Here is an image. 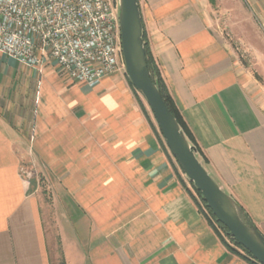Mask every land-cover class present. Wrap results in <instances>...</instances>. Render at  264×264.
<instances>
[{
	"label": "crops",
	"instance_id": "obj_1",
	"mask_svg": "<svg viewBox=\"0 0 264 264\" xmlns=\"http://www.w3.org/2000/svg\"><path fill=\"white\" fill-rule=\"evenodd\" d=\"M137 4L206 170L264 236V0ZM42 168L65 264H254L199 213L125 77L72 83L0 54V264H51Z\"/></svg>",
	"mask_w": 264,
	"mask_h": 264
},
{
	"label": "built area",
	"instance_id": "obj_2",
	"mask_svg": "<svg viewBox=\"0 0 264 264\" xmlns=\"http://www.w3.org/2000/svg\"><path fill=\"white\" fill-rule=\"evenodd\" d=\"M0 54L89 86L125 73L116 0H0Z\"/></svg>",
	"mask_w": 264,
	"mask_h": 264
},
{
	"label": "water",
	"instance_id": "obj_3",
	"mask_svg": "<svg viewBox=\"0 0 264 264\" xmlns=\"http://www.w3.org/2000/svg\"><path fill=\"white\" fill-rule=\"evenodd\" d=\"M125 73L143 96L170 154L200 194L216 222L257 264H264V236L236 201L208 173L152 81L146 62L143 27L137 0H116Z\"/></svg>",
	"mask_w": 264,
	"mask_h": 264
},
{
	"label": "rangeland",
	"instance_id": "obj_4",
	"mask_svg": "<svg viewBox=\"0 0 264 264\" xmlns=\"http://www.w3.org/2000/svg\"><path fill=\"white\" fill-rule=\"evenodd\" d=\"M238 56L240 58L241 63L243 65H245L248 68V70H250L252 73H254V76L257 77V75L254 72V68H253L254 67L253 66L254 55L249 54V53H245V52H239ZM119 74H121L122 77H125L127 79L126 73L120 72ZM261 86H263V88H264V85H261ZM134 93L136 95L137 100L143 105L144 111H147V113L149 114L150 122L153 125V127H155V129L157 130V132L159 134V137L161 139V143L163 144V147H164L167 155L169 156V158L171 160L173 171L175 173L177 180L180 182V184H181L182 188L185 190V192L189 195V197L191 198V200L193 201V203L195 204V206L199 210V213L205 218V220L207 221V223L209 224V226L211 227L213 232L217 235L219 240L223 243V245H225L227 248H231V249L235 250V252H238L242 255H245L244 252L234 244L235 241L231 237H229L222 230V228L217 224V222H215V220H212L210 218V216L207 214V212L205 211V208L203 207V204L201 202V197L199 198V196H198V192L195 190L192 183H190L188 181V179L185 177L183 172L180 170L176 161L174 160V158L170 154L167 146L165 145V142H164V140H163V138H162V136L158 130V127H157L156 122L153 118V115H152L148 105L146 104L143 96L141 94H139L135 89H134ZM263 93H264V91H263ZM25 159L26 160H25V163L23 166V175L26 177H31L32 176L31 175L32 166L29 165V161H28L29 156L28 155L25 156ZM41 170L43 171V173L41 174L40 172H38V174H36V175H37V179L39 180V194L41 197L42 215H43V221L45 224V230H46V235H47L49 254H50V258H51V264H59V260L61 258V247H60V237H59V223H60V218H61V213L59 211L60 210L59 209L60 204L59 203L56 204L57 199H53L51 197L50 191H49L47 183L45 181L46 179L44 176V174H45L44 168H42ZM53 201H54V208H53Z\"/></svg>",
	"mask_w": 264,
	"mask_h": 264
},
{
	"label": "trees",
	"instance_id": "obj_5",
	"mask_svg": "<svg viewBox=\"0 0 264 264\" xmlns=\"http://www.w3.org/2000/svg\"><path fill=\"white\" fill-rule=\"evenodd\" d=\"M143 38H144V36H143ZM144 41H145V39H144ZM145 53H146L147 68H148V71H149V74H150V77H151L152 81L155 83V85H157V87H158V89H159V91H160V94H161V96H162V98H163V100H164V102H165L167 108L169 109V111L171 112V114L173 115V117H174V118L176 119V121L178 122L179 126H180L181 129L183 130V132H184L185 136L187 137V139L189 140V142H190L191 144H193V145L196 147V149H197V151H198L199 158H200L201 162L203 163V165H205L207 161H206L205 157L201 154L200 150L198 149V147H197V145H196V143H195V141H194V139H193V137H192L190 131L188 130V128H187L185 122L183 121V119H182V117H181L179 111L177 110V108H176V106H175V104H174V102H173V100H172V98H171V96H170V94H169V91H168L167 87L165 86V84H164V82H163V79H162V77H161V75H160V71H159V69H158V67H157V65H156V63H155V61H154V59L152 58V56H151V54H150V52H149V50H148V46H147L146 42H145ZM198 196H199V198H200L199 193H198ZM201 202H202V204H203V207L205 208V211H206L207 214L210 216V218H211L212 220H215V218H214L213 215L211 214L210 210L206 207V205H205L204 201H202V199H201ZM215 222H216V220H215ZM217 224H218V225L222 228V230L227 234L226 229H225L222 225H220L219 223H217ZM227 235H228V234H227ZM233 242H234V241H233ZM234 244H235L237 247H239V248L244 252V254H245L244 256L250 258V255H249L244 249H242L240 246H238V245L236 244V242H234ZM228 249H229L231 252H235V250H233V249H231V248H228ZM250 259H251V258H250ZM251 261H252L254 264H257V263L254 262L253 260H251ZM59 264H65L62 255H61V258H60V260H59Z\"/></svg>",
	"mask_w": 264,
	"mask_h": 264
}]
</instances>
